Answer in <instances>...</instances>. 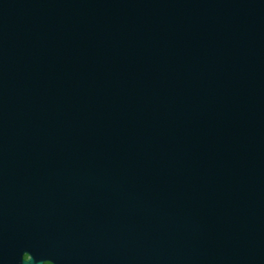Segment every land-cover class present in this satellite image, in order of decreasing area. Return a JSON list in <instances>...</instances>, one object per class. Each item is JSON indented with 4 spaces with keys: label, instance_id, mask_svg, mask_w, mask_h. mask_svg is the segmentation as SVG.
<instances>
[{
    "label": "water",
    "instance_id": "obj_1",
    "mask_svg": "<svg viewBox=\"0 0 264 264\" xmlns=\"http://www.w3.org/2000/svg\"><path fill=\"white\" fill-rule=\"evenodd\" d=\"M46 263L264 264V0H0V264Z\"/></svg>",
    "mask_w": 264,
    "mask_h": 264
},
{
    "label": "trees",
    "instance_id": "obj_2",
    "mask_svg": "<svg viewBox=\"0 0 264 264\" xmlns=\"http://www.w3.org/2000/svg\"><path fill=\"white\" fill-rule=\"evenodd\" d=\"M27 258V257H26ZM46 264H50V263H46Z\"/></svg>",
    "mask_w": 264,
    "mask_h": 264
}]
</instances>
